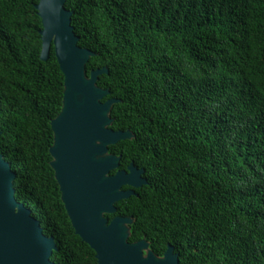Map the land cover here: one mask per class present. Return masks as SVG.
I'll return each instance as SVG.
<instances>
[{
	"label": "trees",
	"instance_id": "trees-1",
	"mask_svg": "<svg viewBox=\"0 0 264 264\" xmlns=\"http://www.w3.org/2000/svg\"><path fill=\"white\" fill-rule=\"evenodd\" d=\"M38 0H0V155L14 197L54 239L55 264H97L75 233L50 166L63 75L40 60ZM77 45L116 99L108 147L147 184L116 203L178 264H264V0H66ZM114 171L110 172V174ZM122 189H128L123 187Z\"/></svg>",
	"mask_w": 264,
	"mask_h": 264
},
{
	"label": "water",
	"instance_id": "water-1",
	"mask_svg": "<svg viewBox=\"0 0 264 264\" xmlns=\"http://www.w3.org/2000/svg\"><path fill=\"white\" fill-rule=\"evenodd\" d=\"M65 1L38 0L35 9L42 25L40 60L46 61L53 47L63 75L62 107L50 123L49 153L70 224L95 253L97 264H178V254L170 245L159 257L144 239L128 243L131 217L114 216L110 221L105 217L114 215L116 203L134 196V190L147 181L143 170L132 163L119 170L120 157L108 153L109 146L133 135L109 128L111 107L119 101L102 102L109 92L96 83L107 74L105 68L86 76L85 65L93 53L77 45ZM15 178L0 155V264H55L50 261L57 250L54 239L45 237L30 210L15 200Z\"/></svg>",
	"mask_w": 264,
	"mask_h": 264
},
{
	"label": "flooded vegetation",
	"instance_id": "flooded-vegetation-1",
	"mask_svg": "<svg viewBox=\"0 0 264 264\" xmlns=\"http://www.w3.org/2000/svg\"><path fill=\"white\" fill-rule=\"evenodd\" d=\"M112 174H113V173H112ZM112 174H111V175H112ZM123 190H126V189H123Z\"/></svg>",
	"mask_w": 264,
	"mask_h": 264
}]
</instances>
